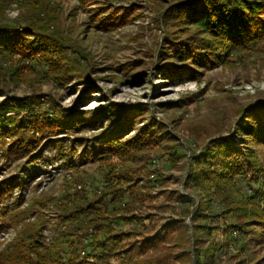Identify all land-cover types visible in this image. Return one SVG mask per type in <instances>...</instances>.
<instances>
[{
  "label": "trees",
  "instance_id": "obj_1",
  "mask_svg": "<svg viewBox=\"0 0 264 264\" xmlns=\"http://www.w3.org/2000/svg\"><path fill=\"white\" fill-rule=\"evenodd\" d=\"M9 2L16 10L13 18L7 17V3L0 0L1 88L8 86L3 64L12 60L15 65L8 63L7 67L8 81L13 84L24 81V70L59 84L68 83L71 76L88 83L86 67L75 65L68 53L71 40L58 26V9L52 0ZM161 2L167 5L161 14L165 45L159 52L161 64L157 69L170 79L198 80L208 63H228L237 53H250L264 37V0ZM120 23L118 18H109L98 27L110 30ZM132 77L138 79L139 75ZM3 91L0 89V96ZM39 99L34 93L22 98L4 95L0 101V138L8 139L2 152L7 163L34 164L43 158L46 147L56 150L54 158L68 157L69 151L74 152V143L81 142L69 137L96 130L102 123L104 132L89 141L90 153L84 149L83 158L89 155L100 163L112 156L131 159L134 152L154 144L156 133L167 136L162 147L172 163L180 156L181 145L174 144L176 138L150 116L148 108L108 102L78 111L61 107L51 98L41 107ZM143 113L148 115L143 117ZM240 115L232 134L210 140L185 170L186 194L181 199L191 222L193 264H214L217 250L223 247L213 236L219 229L223 230L226 243L236 248L244 245L239 246L240 235L252 234L258 239L264 231V100L243 107ZM139 119L142 125L136 126ZM129 132L133 136L129 137ZM105 165L106 170H96L101 183L95 190L78 185L60 196H37L33 200L19 194L11 206L4 200L20 183L16 179L0 180V234L14 231L0 250V264H92L86 260L88 257L93 261L108 258L137 227L144 228V219L130 212L136 200L130 191L131 179L127 177L124 187L115 174L116 166ZM152 172L156 176L149 181H159L157 170H149ZM25 202L27 205L21 207ZM34 205L41 210L49 205L55 213L54 220H48L41 210H32ZM213 220L217 225L212 224ZM46 230L51 233L46 235ZM156 239L146 240L140 247L151 248Z\"/></svg>",
  "mask_w": 264,
  "mask_h": 264
},
{
  "label": "rangeland",
  "instance_id": "obj_2",
  "mask_svg": "<svg viewBox=\"0 0 264 264\" xmlns=\"http://www.w3.org/2000/svg\"><path fill=\"white\" fill-rule=\"evenodd\" d=\"M5 1V14L13 18L15 7L9 0ZM52 2L58 9V26L71 40L68 53L74 58L75 65L86 67L89 82L77 81L71 76L68 83L59 84L51 78L43 80L35 72L24 70V81L13 84L8 81L10 68L7 67L8 63L15 65L12 60L3 64L7 68L5 81L8 86L1 88L0 81V89L4 90L0 101L4 95L22 98L36 93L41 98V107L45 106L46 99L51 98L61 107L78 111L94 109L108 102L148 108L150 116L167 128L176 138L174 144H180L182 149L179 158L172 163L164 154L167 150L162 147L167 136L156 133L154 144L134 152L135 157L131 159L112 156L105 157L108 158L106 162L100 163L91 160L89 155L83 158L84 149L90 153L92 143L89 141L104 132L102 123L96 130L71 135L70 140L78 138L81 142L74 143V152L69 151L68 157L54 158L56 150L46 147L42 159L23 165L22 162L5 161L2 152L8 139L0 138V180L16 179L20 183L4 203L11 206L19 194L29 200L37 196L42 199L44 195L60 196L66 189L78 185L88 191L95 190L101 183L97 168L106 170L105 164L110 163L116 166L115 174L124 187L128 184L127 177L131 179L130 191L136 200L130 212L144 219L145 227H137L123 240L121 248L108 258L93 261L88 257L86 260L94 262L92 264H193L191 222L181 199L186 194L185 170L189 161L201 154L210 140L232 134L243 107L251 106L258 99L264 100V37L255 43L250 53H237L228 63H208L198 80L182 77L178 81L157 69L161 64L159 52L165 45L161 14L167 5L161 0ZM109 18H118L121 23L110 30L98 27ZM179 70L181 72L183 68ZM134 74L139 78L132 77ZM147 115L143 113L142 116ZM135 123L136 126L142 125L141 119ZM132 134L129 132L128 136ZM69 149L66 147L67 151ZM149 170H157L159 181H149L150 177L155 179L156 176ZM26 205L27 202L21 207ZM31 208L41 210L37 205ZM41 211L48 220H54L55 213L49 205ZM212 224L217 225V221ZM50 233L45 231L46 235ZM13 236V230L0 234V250ZM213 236L218 246H223L217 250L214 264H264V231L258 239L252 234L240 235L239 246L244 245L237 248L226 243L222 229ZM153 237L157 238L153 247H140L142 242Z\"/></svg>",
  "mask_w": 264,
  "mask_h": 264
}]
</instances>
